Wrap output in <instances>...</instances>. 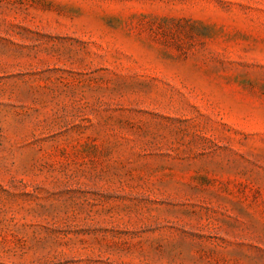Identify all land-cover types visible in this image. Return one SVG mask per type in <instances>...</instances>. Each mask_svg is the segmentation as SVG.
Masks as SVG:
<instances>
[{
    "label": "rangeland",
    "instance_id": "rangeland-1",
    "mask_svg": "<svg viewBox=\"0 0 264 264\" xmlns=\"http://www.w3.org/2000/svg\"><path fill=\"white\" fill-rule=\"evenodd\" d=\"M0 264H264V0H0Z\"/></svg>",
    "mask_w": 264,
    "mask_h": 264
}]
</instances>
